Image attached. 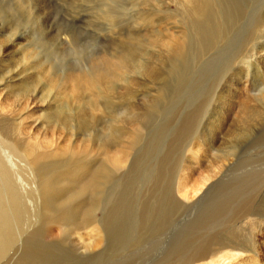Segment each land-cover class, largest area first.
<instances>
[{
  "label": "rangeland",
  "instance_id": "1",
  "mask_svg": "<svg viewBox=\"0 0 264 264\" xmlns=\"http://www.w3.org/2000/svg\"><path fill=\"white\" fill-rule=\"evenodd\" d=\"M179 1L0 0V264H264V0Z\"/></svg>",
  "mask_w": 264,
  "mask_h": 264
},
{
  "label": "bare ground",
  "instance_id": "2",
  "mask_svg": "<svg viewBox=\"0 0 264 264\" xmlns=\"http://www.w3.org/2000/svg\"><path fill=\"white\" fill-rule=\"evenodd\" d=\"M179 1V0H178ZM211 0H182V2H183V4H182V9H184V11H185V13H186V15H187V18H186V21H191L192 23H194V24H198L199 26H200V21H204V18H206V17H208V5H209V2H210ZM175 3H177V1H174ZM180 3H178V4H180ZM177 4V7L178 6H180V5H178ZM176 5V4H175ZM212 5V4H211ZM214 5H212V7H213ZM181 7V6H180ZM179 8V7H178ZM177 9V8H176ZM180 9V8H179ZM167 12V11H166ZM180 12H181V10H180ZM211 12V11H210ZM159 13V12H158ZM182 13V12H181ZM217 13V12H216ZM184 14V13H183ZM182 14V15H183ZM180 15V14H179ZM210 15V14H209ZM169 17H170V15H169ZM172 17V16H171ZM212 18V17H211ZM215 19H216V16H215ZM206 21V20H205ZM204 21V22H205ZM207 21H209V20H207ZM212 21V20H211ZM214 21V20H213ZM206 23H208V22H206ZM214 23V22H213ZM202 24V23H201ZM204 25H205V23H203ZM202 24V25H203ZM215 24V23H214ZM169 25V24H168ZM202 25H201V27H202ZM203 25V26H204ZM209 25H210V23H209ZM219 25V24H218ZM207 26V25H206ZM211 26V25H210ZM214 26V25H213ZM215 27H216V25H215ZM214 27V28H215ZM214 28H212V29H214ZM206 29V28H205ZM172 31V30H171ZM209 31V30H208ZM179 33V32H178ZM213 33V32H212ZM175 34V33H174ZM215 34V33H214ZM172 35V34H171ZM184 39H183V33H180L179 35H177V33H176V36H169L167 39H166V41L164 42V46L166 47V50H167V53L168 52H170V53H173V52H175V51H181V53L183 52L182 51V48H180V47H182V42H184L183 41ZM12 47H13V45H11V47L9 48L10 50H12ZM27 55V54H26ZM27 57V56H26ZM125 61H121V62H119L116 66H115V70L116 71H121V70H125ZM23 65V64H22ZM29 65V64H28ZM42 65V64H41ZM34 67V66H33ZM247 68V67H246ZM27 71V70H26ZM144 72V71H143ZM48 74V73H47ZM19 76V75H18ZM49 76V75H48ZM115 76L116 77H120V74H115ZM18 78V77H17ZM44 80H45V75H44ZM46 78H47V76H46ZM23 79V78H22ZM48 79V78H47ZM46 79V80H47ZM11 80V79H10ZM17 81V80H16ZM95 82H97V81H95ZM95 82H92V81H90V82H88V81H86V79L84 78V77H79V76H70V77H67V79H64L63 81H62V84H61V86H60V89H59V92H60V94H62V95H64V98L66 97V96H69V98L67 99V104H68V107H70V105L72 106V104H74V105H76L77 103H80L79 101H80V99H79V95H78V92H79V90H85V89H93L94 88V83ZM100 85H103V84H106L107 86H108V82H106V80L104 79L103 81H101L100 83H99ZM76 93V94H75ZM65 94H67V95H65ZM36 96V95H35ZM74 102V103H73ZM70 104V105H69ZM71 108V107H70ZM69 108V110H71ZM68 109V108H67ZM246 111H247V108L246 107H244L243 108V111H242V114H244V112H245V114H246ZM251 112H253V111H251ZM219 122V121H218ZM218 124V123H217ZM221 128V129H220ZM220 128H218V129H220L221 130V132H219V131H213V132H215L216 134H228L229 135V132H230V134L232 135L233 134V132H232V129H231V127H230V129H228V128H224L223 127V125H220ZM219 132V133H218ZM212 133V132H211ZM226 134V135H227ZM225 135V136H226ZM3 154V153H2ZM1 154V155H2ZM32 157H33V154H32ZM35 159H36V156H35ZM1 164V163H0ZM1 166H3V165H1ZM3 168V167H2ZM4 175H6V174H4ZM3 175V176H4ZM2 176V175H1ZM6 178H7V175H6ZM8 179V178H7ZM5 180V179H4ZM1 187V186H0ZM202 187V186H201ZM7 188V187H6ZM3 189V188H2ZM5 190H7V189H5ZM11 191V190H10ZM198 192V191H197ZM8 194H9V192H8ZM11 194H12V191H11Z\"/></svg>",
  "mask_w": 264,
  "mask_h": 264
}]
</instances>
